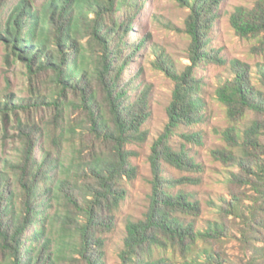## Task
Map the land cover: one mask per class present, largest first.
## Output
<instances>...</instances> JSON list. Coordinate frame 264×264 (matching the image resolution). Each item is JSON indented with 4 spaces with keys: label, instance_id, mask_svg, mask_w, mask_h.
<instances>
[{
    "label": "trees",
    "instance_id": "16d2710c",
    "mask_svg": "<svg viewBox=\"0 0 264 264\" xmlns=\"http://www.w3.org/2000/svg\"><path fill=\"white\" fill-rule=\"evenodd\" d=\"M174 1L188 10L184 25L191 64L178 71L165 52L156 51L154 67L173 82L168 122L149 154L148 208L142 218L126 221L120 264H173L164 255L169 249H178L184 264L226 263L208 243L227 235L225 223L212 221L195 230L184 218L199 214V202L191 193L172 190L193 180L173 181L160 172V159L177 169L196 167L193 158L171 148L168 140L174 128L202 117L204 102L193 68L212 59L225 64L206 47L221 0ZM138 2L16 0L9 7V0H0L6 60L18 62L30 83L39 78L46 87L30 86L32 96L10 107L8 98L0 113L41 106L51 111L49 150L37 160L34 149L41 133L35 130L32 136L19 128L25 135L14 178L0 174V264H106L105 235L113 230L115 211L124 199L122 183L137 175L131 163L135 152L127 146L146 140L142 126L150 116L148 87L132 97L136 90L123 81L130 61L125 36L132 30ZM229 21L237 35L264 43V0L235 7ZM143 45L139 41L132 52ZM229 63L231 76L215 90L228 120L221 131L225 145L211 155L225 167L239 169L227 181L240 189L217 207L222 217L238 220L248 264H264V66L258 65L257 84L249 64L237 59ZM250 113L255 117L240 128ZM153 249L163 255L153 257Z\"/></svg>",
    "mask_w": 264,
    "mask_h": 264
},
{
    "label": "rangeland",
    "instance_id": "374dc122",
    "mask_svg": "<svg viewBox=\"0 0 264 264\" xmlns=\"http://www.w3.org/2000/svg\"><path fill=\"white\" fill-rule=\"evenodd\" d=\"M15 1L9 0V7ZM253 2L254 0H221L214 24L208 32L206 47L210 52L217 53L225 64L215 63L212 59V62H203L193 68V76L199 81L200 96L204 102L202 117L196 124L179 125L170 134L168 144L171 148L176 151L183 150L193 158L196 167L189 170L177 169L164 159H160V172L164 178L175 181L186 177L193 180L172 188L173 192L181 189L191 193L200 204L199 214L186 217L184 220L191 221L195 230L206 229L212 221H223L227 226V235H223L220 242L208 241L214 250L225 257V264H248L249 254L240 241L238 220H234L233 216L222 217L217 207L222 204V198L230 199L231 192H238L240 188L227 181L239 169L225 167L211 155L212 149L225 145L221 139V131L228 126L225 108L216 99L215 90L222 81L231 76L229 62L235 59L249 64L253 81L259 83L257 70L258 65L264 66V43H260L257 37L245 38L237 35L229 21L235 7L249 8ZM138 7L140 8L134 15L132 30L125 36L129 46L126 53L130 61L123 72V81L130 83L129 90H136L132 91V97L138 90L148 87L150 116L142 126L147 132L146 140L127 146L129 150L135 152L131 157V163L136 166L137 175L134 179L122 183L125 189L124 199L115 211L113 230L105 235L106 264H120L119 252L123 248L126 221L142 218L149 205L152 187L149 154L153 142L163 132L168 122L166 107L173 89L172 80L153 65L156 51L165 52L178 71L191 64L187 55L190 38L185 32L184 25L188 10L174 0H140ZM141 40L144 41V45L132 52V48L134 49ZM40 80L38 78L30 83L18 62L6 60L5 50L0 44V104L9 98L10 107L19 98L32 96L29 92L30 86L36 90H46ZM4 112L5 114L0 113V174L11 181L15 173L14 165L20 159L25 135L19 128L25 132L30 131L32 136L35 130L36 135L41 133L40 137L37 136V145L34 149V156L39 160L43 152H47L50 147L48 128L51 111L41 106L25 111L4 109ZM254 117L252 113L247 115L246 119L240 122V128ZM184 134L191 136L186 138ZM198 244L201 245V242ZM152 253L153 257L163 255L155 249ZM164 255L170 256L173 264H184L178 249L175 251L169 249Z\"/></svg>",
    "mask_w": 264,
    "mask_h": 264
}]
</instances>
